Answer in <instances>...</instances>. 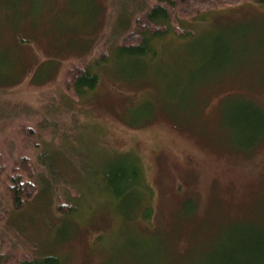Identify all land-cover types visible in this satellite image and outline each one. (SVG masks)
Returning <instances> with one entry per match:
<instances>
[{
  "label": "rangeland",
  "instance_id": "rangeland-1",
  "mask_svg": "<svg viewBox=\"0 0 264 264\" xmlns=\"http://www.w3.org/2000/svg\"><path fill=\"white\" fill-rule=\"evenodd\" d=\"M112 1L18 0L0 9L4 37L12 26L28 28L26 64L33 60L40 71L57 64L46 80L33 81L32 68L0 85V149L32 161L43 149L61 174L50 186L41 180V195L21 211L0 213V264L12 263L9 252L50 248L62 264H264V127L238 118L245 103L264 110V4L243 1L175 20L192 34L169 31L154 41L152 57L95 63L96 88L72 98L63 85L67 69L111 49L120 13L109 21ZM85 21L99 22L87 54L79 46ZM130 155L140 184L113 198L92 173L105 176L110 163ZM72 200L76 220L59 224L54 204Z\"/></svg>",
  "mask_w": 264,
  "mask_h": 264
},
{
  "label": "trees",
  "instance_id": "trees-1",
  "mask_svg": "<svg viewBox=\"0 0 264 264\" xmlns=\"http://www.w3.org/2000/svg\"><path fill=\"white\" fill-rule=\"evenodd\" d=\"M119 1V7L115 8L114 4L117 2L118 6ZM243 1L264 4V0H113V10L110 12L109 21L118 8L120 9V13L111 26L112 30L110 32L112 39L109 38L108 40L111 46L110 51L103 53L102 56L96 57L93 64L91 61L85 67L79 65L69 67L65 73L63 85L66 91L70 92V96L77 99L87 91L95 89L99 83L100 75L94 69L95 63L99 64L101 61L109 63L112 58L116 61L129 59L135 62L141 57H152L158 50L154 45V41L157 38L161 39L169 31H173L182 37H185L188 33L190 35L192 34V32H189L190 30H181L176 24L172 23L173 21L194 20L211 11L238 5ZM16 2L18 0H13V2L0 0V9L8 8V6H12V3ZM98 23L92 25L89 21H85L84 24H80L79 29L82 31H80L79 36L80 38L86 37L82 39L79 45L82 49V51L80 50L81 53L87 54L90 52L89 45L91 42L88 37L93 30H97ZM13 27H11L12 35L11 33L8 34L9 39L4 37L5 33H0V47L4 48L2 51L0 50V85H12L26 75L31 76L30 71L33 70L32 68L36 72L35 79L32 78L33 81L46 80L56 70V61H47L48 68L42 71L35 66L33 60L26 64V59H24L25 48L33 43V41L29 38L27 40L23 38L22 33L28 30L26 24L16 26V28L12 29ZM52 29L57 28H48L49 31H53ZM101 35L100 33L99 36ZM6 41L14 43L15 46L5 47L4 43ZM53 46L60 47L55 43L50 46V49H54ZM12 47H15L14 51H12ZM245 105L247 109L242 108L244 111L240 114L241 117L238 118L241 120L255 121L257 123L255 124L257 130L262 129L264 127V110H262V107L257 103L253 106L248 105V103H245ZM42 122L44 124V121ZM43 124L38 121L37 128L45 129ZM261 124H263V127H261ZM25 133L36 135L37 140L41 139V132H35L31 128L25 130ZM261 140L259 139V141ZM4 148L0 149V182L4 193V197H0V205L2 207L0 213L2 217L8 218L12 213L21 211L30 200L40 194V184H42V181L50 186L58 180L61 174L59 175V168L55 161V156L50 152L42 149L38 152L36 159L32 161L29 157L15 156L12 151ZM130 156L129 161L118 163H114L113 161L110 163L105 176L102 175L103 173L101 171H97L96 173L95 170L92 173L95 177L99 176V179H105V184L102 182L101 185L106 190L105 192L108 195H112L113 198L123 196L128 191L134 190L140 184V169L134 157L132 155ZM38 166L43 167L48 177L42 173V170ZM49 195L51 199L53 193L49 192ZM75 205L74 200L67 202L65 207L54 204L53 211L55 210V213H60V216H56L59 224L62 222L64 224L72 223L73 219L76 220L74 215ZM150 214L151 208L146 204L143 217L148 218ZM67 216H71L72 219L66 218ZM50 249H46L47 251L45 250L43 254L36 256L22 254L16 257L17 255L9 252L10 255L8 258H11V264H62V259L59 254L54 252L53 249Z\"/></svg>",
  "mask_w": 264,
  "mask_h": 264
}]
</instances>
